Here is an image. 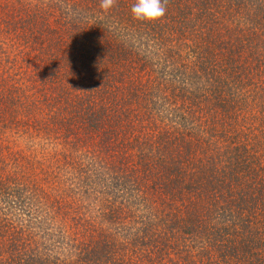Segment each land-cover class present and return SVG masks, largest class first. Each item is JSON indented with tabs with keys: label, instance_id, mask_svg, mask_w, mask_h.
<instances>
[{
	"label": "trees",
	"instance_id": "trees-1",
	"mask_svg": "<svg viewBox=\"0 0 264 264\" xmlns=\"http://www.w3.org/2000/svg\"><path fill=\"white\" fill-rule=\"evenodd\" d=\"M53 1L48 11H44L41 4L37 6L32 0L19 3L23 19L19 17L18 21L24 25L29 24L30 33L35 34L33 40H36V43H33V50L34 54H37L36 60H40L42 54L45 62L50 61L47 59L51 56L62 54L60 66H54V69L62 71L63 74L82 72L93 82H90L91 87H83L79 82H73L74 79L53 81L52 77L46 79L48 75L45 74V78L40 79L49 91L48 102L51 103L46 114L52 123L62 127H71L70 120L72 116H76L79 123L77 128L82 129L88 137L92 132H96L98 121H115L119 135L130 137L126 147L136 155V161L131 163L132 157L129 156L128 161L127 156L124 168L117 171L121 173L127 170L128 173L112 175L106 173L109 167L104 163V157H93L91 160L96 167L90 171L85 169L70 187L72 195L75 196L72 198L74 204L67 205L69 207L65 209L60 202H45V205L31 209L25 201L28 198L24 199V195L20 197L22 193L17 185L15 184L17 189L11 188L13 182L18 183L17 180L21 177V171L13 165L16 160L7 162L3 155H0V170L3 171L0 173L2 207L6 206L12 212L15 209L24 211L26 215L42 213L49 222L52 220L54 227L63 228L59 229L57 238L53 241L68 245V252H73L72 255L76 257L73 264H126L124 256L121 255L125 243L113 236L135 231L134 225L137 223L145 225L147 232L153 228L158 229V225L167 224L172 237L177 234L186 235L183 233L184 228H191L192 232L193 225L197 228V225L203 224L204 247L208 244L209 247L215 245L221 249L216 264H264V75H261L264 71L261 70L263 66L258 58L260 53L254 55L252 51H247L244 54L242 51L246 44L244 39L239 40L240 48L235 52L229 51V43L239 34H231L234 29H226L222 21L218 23V18L222 19L224 16V20L230 19L235 28L242 20L246 21L245 17L248 20V12H243L244 7H241V4L246 2H250L249 6L252 5V22L255 25L264 23V0H233L232 9L224 7L226 13H220L222 17L217 13L220 12V4L224 6L223 0H176L168 20L178 22L181 29L193 32L191 34L196 38L192 46V54L196 57L189 64L178 62L182 71L180 73L185 75L181 74L180 80H176L183 96L191 98V103L197 106H201L199 103H205L206 109L196 115H204V120L199 124L194 123L195 115L188 111L192 106L188 105L187 100V106L181 107L185 109V115L180 117L181 115L178 116L177 112L173 111L168 117L178 125L170 126L171 130L162 143L159 142L161 137L158 123L150 124L148 110L134 115L131 112L136 110L130 109L132 104L129 109H122L129 112L125 116L119 115L123 118V122H119L115 113L117 103H113L116 100L112 101L113 92L108 85L111 80L110 71H106L108 67L100 62L96 70H93L91 60H88L90 57H82L90 51V29L85 25L81 26L75 9H60V0H56V6H53ZM239 6L241 9H238ZM256 9L258 11L254 16ZM202 17L204 22L200 20ZM140 25L141 29L143 27L142 31L145 26L151 27L148 22H142ZM183 33L181 32V35ZM42 35L49 42V45L45 46L46 51L42 47ZM60 45H63V48ZM227 51L230 54H226ZM178 56L167 59L168 61L162 60V67L175 68L174 61H177L175 59ZM82 73L79 75L86 79ZM257 77L258 81L255 83ZM77 79L81 81L80 78ZM145 95L142 93L141 97L136 98V103L142 101L143 106ZM128 96L129 94L124 95L123 99L119 97V100L126 102L129 99L128 103H135L134 98L130 100ZM236 112H247V120L244 123L239 122ZM210 118L218 122L210 123ZM226 118H229V121L226 122ZM103 141L107 142L108 139ZM204 150H207L204 155L209 151L213 153L212 159L209 158L211 154L208 155L209 159L202 156ZM87 159L91 162L90 158L85 161ZM153 164L160 176L150 178L149 181L145 178V174L149 172L145 168L149 169ZM96 183L111 187L128 186L131 192L128 191L127 202H123L125 206L115 207L112 204L114 202L111 203L110 196L115 191L103 198L95 188ZM148 183L161 188L159 196L153 195V199L147 197ZM79 185L82 188L76 190ZM234 188H239V192H233ZM24 189L29 191L30 188L24 185ZM133 190L135 196L138 193V197L134 196ZM81 200L88 201L87 204L90 205H93L91 200H96V208L99 210L97 219L86 221L81 218ZM146 202L152 211L149 212ZM142 203L146 210L143 218L133 217L126 210L127 205L130 209L131 206ZM254 217H257L256 221L250 222L249 218ZM65 221L67 224L69 222L70 226H65ZM105 222L108 226H104ZM49 225L51 226V223ZM188 237L190 240L196 239L192 233H188ZM5 238L7 237L3 240ZM13 240L8 237L7 242ZM13 250L17 251V247L14 246ZM19 253L12 255L10 264H32V261L38 260L28 249ZM40 262L46 263L41 259ZM52 264L57 263L53 261Z\"/></svg>",
	"mask_w": 264,
	"mask_h": 264
},
{
	"label": "rangeland",
	"instance_id": "rangeland-1",
	"mask_svg": "<svg viewBox=\"0 0 264 264\" xmlns=\"http://www.w3.org/2000/svg\"><path fill=\"white\" fill-rule=\"evenodd\" d=\"M20 1L0 0V155H3L7 162L16 160L13 165L21 171V177L17 180L18 183L13 182L14 187L12 185L11 188L17 189L18 187L21 190L22 196L20 194L19 196L24 195V199L28 198L25 201L31 209L38 208L45 202L47 204L60 202L61 206L66 209L69 207L67 205L74 204L72 198L75 196L72 195L70 187L76 182V177L82 175L85 169L90 171L96 167L91 158L104 157V163L109 167L106 173L121 175L128 173L127 170L121 173L117 171V169L124 168L125 158L128 156V161H130L129 156L132 157L131 163H133L136 161V155L129 151V147H126L130 137L119 135L115 121L109 123L98 121L96 132H92V137H88L82 129L77 128L79 123L76 116H72L70 120L71 127H62L52 123L46 114L51 106L48 102L50 100L49 91L45 89L40 78H45L44 75L47 74L46 79L52 77L53 81L74 79L73 82L77 81L83 87H91L92 80L82 72L63 74L62 71L54 69V66H60L62 54L51 56L48 59L46 57L50 60L47 62L42 54L41 59L36 60L37 54H34L33 50L35 45L33 43H36V40H33L35 34L30 33L29 24L24 25L23 22L18 21L19 17L23 19L20 15V10H22L19 6ZM32 1L36 2L37 6L41 4L44 11H48L51 9L50 4L53 0ZM60 2L59 7L62 6L60 9H75L80 17L81 26L85 25L92 33L88 38V43L91 45L90 51L82 57H90L88 60H91L93 70H96L100 62L108 67L106 71H110V76H108L111 79L108 85L113 92L111 93L113 94L112 101L116 100L113 103H117L118 108L115 113L118 115L119 122H123V118L119 115L125 116L129 112V110L122 109H129L128 107L132 104L130 109L136 110V112H131L134 115L148 110L150 124L158 123L159 137H161L159 142L162 143L166 139V134L171 130L170 126L177 123L172 122V119L168 117L173 111H176L178 116L181 115L180 117L185 115V109L182 108L184 105L187 106V100L188 105L192 106L188 111L195 115L193 122L199 124L204 120V115L203 117L196 115L206 109L205 103H199L201 106L191 103L192 99L182 95L177 82L181 74H184L180 73L182 71H180L181 67L178 62L184 61L189 64L196 57L192 54V46L196 38L191 34L193 32H186L185 28L181 29L178 22L168 20L167 17L174 10L176 0H168V13L162 19L152 22L150 28L145 26L144 31L140 25L142 21L134 20L131 15L134 0H117L116 5L108 12L100 8V0H60ZM222 3L224 6L220 4V12L217 13L219 16L225 15L224 7L227 6L228 10L232 9L234 1L223 0ZM249 3L241 4V7H244L243 12H248V20L245 17L246 21L242 20V23L237 24L235 28L230 19L224 20V16H221L223 20L218 18V23L222 21L226 29L228 27L234 29L231 34H239L238 37L235 36L233 42L229 43V51L235 52L240 48L239 40L244 39L246 44L243 49L241 48L242 51L244 54L247 51H252L254 55L260 53L258 58L263 66L261 70L264 71V23L255 25L252 22V5L249 6ZM53 4V6L57 5L56 0ZM241 7L239 6L238 9ZM262 7L264 8V3ZM257 11L256 9L254 16ZM200 20L204 22V17ZM241 31L244 33L242 34ZM181 32L185 33L181 35ZM40 39L46 51L45 46H48L49 42L43 35ZM248 43L249 47H247ZM60 46L63 48V45ZM227 52L226 54H230ZM177 55L179 56L175 59L177 61H174L175 68L164 69L162 67V60L173 59ZM92 72L97 73L98 71ZM51 73L54 75L52 76ZM79 73H82L86 79L82 78ZM187 75L189 76V73ZM261 75L263 76L264 73ZM96 78L99 79V76L96 75ZM93 79L95 81L94 77ZM257 79L258 77L255 78V83ZM82 89L85 90V88ZM142 93L146 94L143 106L142 101L136 103V98L141 97ZM127 94L130 100L134 98L135 103H128L129 99L126 102L119 100V97L123 99V96ZM181 103L183 105H180ZM236 113L239 122L244 123L247 120V112ZM209 120L210 123L218 122L214 118ZM225 121H229V118ZM203 135L201 138L204 137ZM105 138L108 139L107 142L103 141ZM206 152L207 150H204L202 156L208 158L211 154L209 158L212 159L213 153L209 151L207 155H204ZM86 158H90L91 162L88 159L85 161ZM145 169L149 171L145 174L147 180L160 176L154 164L149 169L147 167ZM0 173L3 171L0 170ZM142 182L144 183V180ZM100 184L94 185L103 198L111 191H115L110 196L111 203L113 201L112 204L115 207L125 206L123 204L127 202L128 191L131 192L128 186L111 187V185L102 186ZM24 185H28L30 192L24 189ZM147 186L149 189L146 190V195L149 199H153V195H160L161 188L152 186L150 183ZM81 188L79 185L76 190ZM233 192L238 193L239 188H234ZM132 193L135 196V190ZM135 197H138V193ZM80 202H78L80 203L79 209L80 206L83 207L81 218L86 221L97 219L99 210L96 208L98 207L96 200L90 201L93 205L87 204L89 202L85 200ZM148 202L145 205L150 212L152 209L148 207ZM127 206L126 210L133 217L139 219L145 216L146 210L143 203L135 206L136 208L131 206L129 209ZM1 207L2 202H0V264H10L12 255L20 254L19 252L25 249L34 253L38 258L32 261V264H41L40 259L45 261V264H52L53 261L57 264L58 262L59 264H73L75 256L72 255L73 252H68V245L53 241L57 238L59 229L63 230V228L54 227L52 220L49 222L42 213L41 215L40 213L39 215H26L24 211L16 209L14 212L9 211L6 206L2 207L4 210L2 212ZM256 218H249V220L254 223ZM71 223L73 225V222ZM66 225L68 226L69 222L67 224L65 221ZM104 226H108V223L105 222ZM158 226V229L153 228L152 231L147 232L145 225L137 223L134 225L135 231L113 236L125 243L121 255L124 256L126 264L218 263L221 249L216 248L215 245L209 247L208 244L204 247L203 224L197 225V228L193 225L192 232L191 228H184L183 233L186 235L177 234L173 237L170 236L167 224ZM105 231L110 230L105 229ZM188 233L194 234L196 239L190 240ZM2 237L7 238L3 240ZM8 237L14 240L7 242ZM14 246L17 247V251L13 250Z\"/></svg>",
	"mask_w": 264,
	"mask_h": 264
},
{
	"label": "clouds",
	"instance_id": "clouds-1",
	"mask_svg": "<svg viewBox=\"0 0 264 264\" xmlns=\"http://www.w3.org/2000/svg\"><path fill=\"white\" fill-rule=\"evenodd\" d=\"M116 2L117 0H100L99 6L104 12H108L116 5ZM167 3L168 0H134L131 7L132 18L142 22H156L165 16ZM76 91L86 92L79 90Z\"/></svg>",
	"mask_w": 264,
	"mask_h": 264
}]
</instances>
